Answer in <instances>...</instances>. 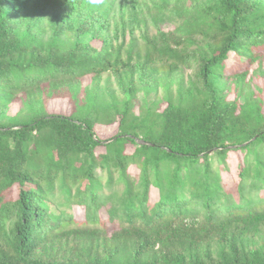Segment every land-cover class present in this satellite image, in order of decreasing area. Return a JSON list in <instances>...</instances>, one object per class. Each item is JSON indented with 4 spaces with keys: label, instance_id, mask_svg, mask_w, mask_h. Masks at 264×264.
<instances>
[{
    "label": "trees",
    "instance_id": "trees-1",
    "mask_svg": "<svg viewBox=\"0 0 264 264\" xmlns=\"http://www.w3.org/2000/svg\"><path fill=\"white\" fill-rule=\"evenodd\" d=\"M263 59L264 0H0V264H264Z\"/></svg>",
    "mask_w": 264,
    "mask_h": 264
},
{
    "label": "rangeland",
    "instance_id": "rangeland-1",
    "mask_svg": "<svg viewBox=\"0 0 264 264\" xmlns=\"http://www.w3.org/2000/svg\"><path fill=\"white\" fill-rule=\"evenodd\" d=\"M176 22H168L164 28L166 29H172L176 26ZM156 31V29L154 27H152L149 32L150 33H154ZM130 37V36H129ZM257 64L255 65V69H257ZM263 66H264V59H263ZM193 70L191 68H184L183 69V72L185 74H189L191 73ZM106 74L103 75V79L101 81V86H105L106 84ZM111 85L112 87L116 88L117 87V84L115 83L114 79H112L111 81ZM258 83V78L256 76H253V78L249 81V84L251 85V87H255ZM9 118L8 117H0V121L2 122H8ZM246 160H251L252 159V154H247L245 156ZM211 159V162H212V165L217 168L218 166V163H217V158L216 156L213 154L211 155L210 157ZM94 171L98 174V175H103V172L100 170V168L98 166H95L94 167ZM245 181L248 183L250 182L251 178L249 176H245ZM187 186V185H186ZM119 187L122 188L123 187V184H119ZM181 196H185V197H188L189 194H188V187H186V190L181 193ZM46 197L48 198L49 201L51 202H54V206L58 207L62 213H65V214H68L71 210V203H70V200H69V190L66 188V189H61V188H57L53 191H49L46 193ZM257 239H258V243H262L264 242V229L262 230L261 234H259L257 236Z\"/></svg>",
    "mask_w": 264,
    "mask_h": 264
},
{
    "label": "clouds",
    "instance_id": "clouds-1",
    "mask_svg": "<svg viewBox=\"0 0 264 264\" xmlns=\"http://www.w3.org/2000/svg\"><path fill=\"white\" fill-rule=\"evenodd\" d=\"M93 3H99L100 0H92Z\"/></svg>",
    "mask_w": 264,
    "mask_h": 264
},
{
    "label": "water",
    "instance_id": "water-1",
    "mask_svg": "<svg viewBox=\"0 0 264 264\" xmlns=\"http://www.w3.org/2000/svg\"><path fill=\"white\" fill-rule=\"evenodd\" d=\"M138 141L144 143V141L141 138H139Z\"/></svg>",
    "mask_w": 264,
    "mask_h": 264
}]
</instances>
